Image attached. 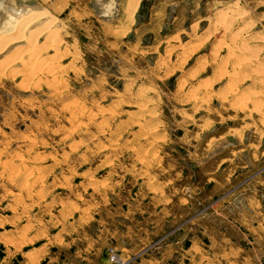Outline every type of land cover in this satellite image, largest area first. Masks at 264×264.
<instances>
[{
	"label": "rangeland",
	"instance_id": "obj_1",
	"mask_svg": "<svg viewBox=\"0 0 264 264\" xmlns=\"http://www.w3.org/2000/svg\"><path fill=\"white\" fill-rule=\"evenodd\" d=\"M130 1L0 0V264H264V0Z\"/></svg>",
	"mask_w": 264,
	"mask_h": 264
},
{
	"label": "crops",
	"instance_id": "obj_2",
	"mask_svg": "<svg viewBox=\"0 0 264 264\" xmlns=\"http://www.w3.org/2000/svg\"><path fill=\"white\" fill-rule=\"evenodd\" d=\"M101 2V6L104 8H108L109 7V5H110V2L112 1V3L114 4V0H100ZM140 1V0H139ZM91 2H92V7H93V9H94V11H95V13L96 14H101L99 11H98V9H97V7L95 6V4H94V2H93V0H91ZM174 2H173V0L171 1V2H169L168 4H173ZM112 4V5H113ZM2 6L5 8V10H6V5H4V3H2ZM113 7L114 6H112V9L111 10H109V11H113ZM107 13H109V12H107ZM107 13H105V14H107ZM104 14V13H103ZM14 20H15V18H12V16L10 15V14H7L5 11H2L1 10V8H0V26L2 27V26H10V24L12 23V21L14 22ZM15 24V23H14ZM222 134V133H221ZM220 136V133H219V135H218V137ZM225 138V137H224ZM222 159V156H220L219 154H218V156L216 157V159H215V163H216V165H217V163L219 164V162H220V160ZM190 163V165L189 166H192V168L193 169H195L194 167V163L193 162H189ZM216 165H213V167H211V168H213V170L215 171L216 170ZM191 168V167H190ZM197 168V167H196ZM202 171V170H201ZM201 171L200 170H195V172H196V174L197 175H195V181L197 182V180L198 181H203V182H206V177H205V180H204V177H202V176H200V175H202L201 174ZM203 172V171H202ZM206 172V171H205ZM207 172H210V171H207ZM211 172H213V171H211ZM192 179V178H191ZM190 179V180H191ZM199 198H201V199H205L206 198V195H200L199 196ZM27 263V262H26ZM28 264V263H27ZM30 264H32V263H30ZM36 264V263H35Z\"/></svg>",
	"mask_w": 264,
	"mask_h": 264
},
{
	"label": "bare ground",
	"instance_id": "obj_3",
	"mask_svg": "<svg viewBox=\"0 0 264 264\" xmlns=\"http://www.w3.org/2000/svg\"><path fill=\"white\" fill-rule=\"evenodd\" d=\"M93 2H94V4H95V6L97 7V9H98V11L101 13V14H105V13H107V12H110L109 10H111L112 9V1L110 2V5H109V7L108 8H103L102 6H101V1L100 0H93ZM138 2H139V0H131L129 3H128V12L131 14V13H133L135 10H136V8H137V5H138ZM227 9H229V8H227ZM231 9V8H230ZM232 10V9H231ZM231 10H229V12L231 11ZM228 12V11H227ZM127 13V12H126ZM42 14V13H41ZM128 14V13H127ZM35 15V14H34ZM106 15V14H105ZM129 15V14H128ZM20 19V18H19ZM25 19H27V18H25ZM24 20V19H23ZM22 20V21H23ZM36 20V19H35ZM35 20H33V21H35ZM129 20V19H128ZM26 22V21H25ZM17 23V22H16ZM18 25V24H17ZM21 25H24V24H21ZM48 25V24H47ZM19 26H20V24H19ZM25 26V25H24ZM27 26V25H26ZM16 27V26H15ZM14 27V28H15ZM22 27V26H21ZM17 28H18V26H17ZM22 28H24V27H22ZM20 29V28H19ZM58 29V28H57ZM16 30V29H15ZM24 30V29H23ZM22 30V31H23ZM21 32V31H20ZM52 32V31H51ZM42 33V32H41ZM56 33V32H55ZM40 34V33H39ZM10 35V34H9ZM32 36V35H31ZM30 36V37H31ZM4 37V36H3ZM57 37V36H56ZM9 38V37H8ZM24 38V37H23ZM58 38V37H57ZM20 39H22V38H20ZM25 39V38H24ZM10 40V39H9ZM14 40H17V39H15L14 38ZM14 40H12V41H14ZM32 40H33V36H32ZM11 41V42H12ZM25 41H27V39L25 40ZM61 42V41H60ZM9 43V42H8ZM7 43V44H8ZM7 44H5L6 46H7ZM28 44H29V42H28ZM59 44V43H58ZM4 45V46H5ZM2 46V45H1ZM29 46V45H28ZM54 48V47H53ZM1 51V50H0ZM44 51V50H43ZM26 52V51H25ZM28 52H31V50L30 51H28ZM27 52V53H28ZM20 53V52H19ZM33 54H35V53H33ZM22 55V54H21ZM16 56V55H15ZM14 61V60H13ZM16 61V60H15Z\"/></svg>",
	"mask_w": 264,
	"mask_h": 264
},
{
	"label": "built area",
	"instance_id": "obj_4",
	"mask_svg": "<svg viewBox=\"0 0 264 264\" xmlns=\"http://www.w3.org/2000/svg\"><path fill=\"white\" fill-rule=\"evenodd\" d=\"M112 259H114V257H112Z\"/></svg>",
	"mask_w": 264,
	"mask_h": 264
}]
</instances>
